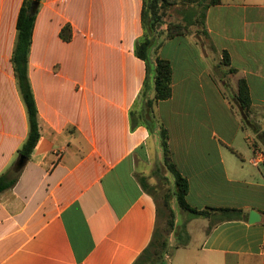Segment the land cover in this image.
I'll return each mask as SVG.
<instances>
[{"label":"crops","instance_id":"obj_1","mask_svg":"<svg viewBox=\"0 0 264 264\" xmlns=\"http://www.w3.org/2000/svg\"><path fill=\"white\" fill-rule=\"evenodd\" d=\"M24 1L0 0V175L21 169L0 194V264H135L159 228L152 187H172L156 129L131 128L147 76L135 56L143 0L41 1L28 58L40 140L20 166L29 128L11 60ZM196 33L158 51L172 65V97L153 111L188 180V205L242 219L210 211L204 238L178 246L176 264H264V0H221ZM241 79L248 115L236 99ZM186 214V230L199 227Z\"/></svg>","mask_w":264,"mask_h":264},{"label":"trees","instance_id":"obj_2","mask_svg":"<svg viewBox=\"0 0 264 264\" xmlns=\"http://www.w3.org/2000/svg\"><path fill=\"white\" fill-rule=\"evenodd\" d=\"M41 1H24L18 16L17 37L11 60L18 92L25 106L28 119V137L18 151L19 158H22L25 163L32 157L40 140L38 109L28 78V58L36 16ZM220 2L221 0H143L141 12L143 35L135 43V56L145 63L147 70L146 81L140 94V99L144 101V105L139 116L136 118L132 112L130 119L132 130H135L140 125H146L150 130L152 128V132L153 129H156L155 134H157L160 142L163 168L172 179V199L175 201L179 210L191 214L194 218H207L211 212L219 213L221 215L219 222H226L235 220L236 218L242 219V212L224 209L197 211L188 205L186 200L189 192L188 180L178 172L172 162L169 135L160 125L153 111L154 105L169 100L172 97V65L167 59L161 58L158 55V51L166 41L176 36L191 35V26L200 24L202 27H205L206 10L212 6L219 5ZM176 6L187 7L191 11H188V13L186 11L183 14L184 16L181 22L166 25L164 21L166 14L171 7ZM60 38L66 43L72 40V29L70 25L62 28ZM231 72L235 73L233 70ZM236 99L243 113L248 115L251 109V98L244 79H241L238 83ZM20 170L12 168L0 175V194L12 189L16 185ZM165 204L175 219V213L170 209L169 203L165 202ZM159 238V230L157 229L148 249H146L135 264L143 263L144 257L149 253V250L159 244ZM168 246L170 245L167 244V241H162L161 247H163V250L166 251Z\"/></svg>","mask_w":264,"mask_h":264},{"label":"rangeland","instance_id":"obj_3","mask_svg":"<svg viewBox=\"0 0 264 264\" xmlns=\"http://www.w3.org/2000/svg\"><path fill=\"white\" fill-rule=\"evenodd\" d=\"M183 8L185 7H171L164 18L166 25L181 22L183 20V14H185L186 11L187 13L188 11H191L190 8ZM190 29L192 31V34H197L196 31L203 32V27L200 24L191 26ZM228 100H231L229 95ZM229 125L230 123H228V126ZM256 171L257 170L255 169V175ZM158 185L159 184L157 182V185L152 187V191L156 196L158 207L160 209V220L158 228L160 242L159 244L155 245L154 248H151L149 250L150 259L146 262V264H160L161 261H163L164 264H172L171 261L166 258L168 254H170L172 262L176 264L178 262L179 255V253L177 252L178 246L187 243L192 248L197 247L200 241L204 238L206 232L205 230H207L208 224L205 219L197 218L194 220V222L195 224H198L199 227H196L195 230H192L191 227L186 230V227L188 226V224L186 223H188L187 219L189 216H187L188 214H186L185 212L180 211L175 201L172 199L173 193L171 184L164 183L163 185ZM165 202H168L170 209L174 211L175 219L170 214V211L166 207ZM203 227L205 228V230ZM162 241H167V244L170 245L168 246L166 251L163 250V247H161Z\"/></svg>","mask_w":264,"mask_h":264},{"label":"water","instance_id":"obj_4","mask_svg":"<svg viewBox=\"0 0 264 264\" xmlns=\"http://www.w3.org/2000/svg\"><path fill=\"white\" fill-rule=\"evenodd\" d=\"M19 164L20 166H23L25 164L22 158L20 159ZM259 221H260L259 215L256 212L252 211L250 213V223L255 224V223H258Z\"/></svg>","mask_w":264,"mask_h":264},{"label":"built area","instance_id":"obj_5","mask_svg":"<svg viewBox=\"0 0 264 264\" xmlns=\"http://www.w3.org/2000/svg\"><path fill=\"white\" fill-rule=\"evenodd\" d=\"M262 158H263V154L262 153H259V155L256 157L255 161H254V164L255 165H258L261 163L262 161Z\"/></svg>","mask_w":264,"mask_h":264}]
</instances>
